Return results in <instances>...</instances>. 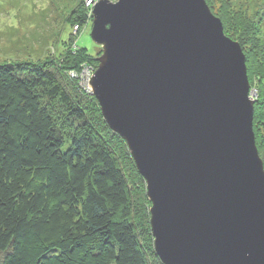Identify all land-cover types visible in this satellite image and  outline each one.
Instances as JSON below:
<instances>
[{
	"label": "water",
	"instance_id": "1",
	"mask_svg": "<svg viewBox=\"0 0 264 264\" xmlns=\"http://www.w3.org/2000/svg\"><path fill=\"white\" fill-rule=\"evenodd\" d=\"M90 88L146 182L162 264H264V162L240 43L206 0L95 2Z\"/></svg>",
	"mask_w": 264,
	"mask_h": 264
},
{
	"label": "trees",
	"instance_id": "2",
	"mask_svg": "<svg viewBox=\"0 0 264 264\" xmlns=\"http://www.w3.org/2000/svg\"><path fill=\"white\" fill-rule=\"evenodd\" d=\"M225 26L244 43L264 162V58ZM71 35L58 59L0 64V264H162L146 182L87 82L68 74L98 65Z\"/></svg>",
	"mask_w": 264,
	"mask_h": 264
},
{
	"label": "rangeland",
	"instance_id": "3",
	"mask_svg": "<svg viewBox=\"0 0 264 264\" xmlns=\"http://www.w3.org/2000/svg\"><path fill=\"white\" fill-rule=\"evenodd\" d=\"M98 1L0 0V64L24 61L45 63L51 57L58 59L63 47L64 52L69 50L66 42L71 34L79 47L85 48L90 56L97 59L102 49L92 40L91 30L93 7ZM110 1L115 3L117 0ZM209 4L213 14L226 23L229 31L247 37L245 48L255 57L256 63L263 60L264 0H210ZM83 12L87 13V21L79 24L76 20ZM72 49L75 50L74 42ZM93 68L82 69L78 78L75 70H69L68 74L79 83L87 82L89 85ZM252 92L257 100V91Z\"/></svg>",
	"mask_w": 264,
	"mask_h": 264
},
{
	"label": "built area",
	"instance_id": "4",
	"mask_svg": "<svg viewBox=\"0 0 264 264\" xmlns=\"http://www.w3.org/2000/svg\"><path fill=\"white\" fill-rule=\"evenodd\" d=\"M94 72H95V71H93V72L89 75V81H91V78H92ZM89 86H90V84H89ZM89 88H90V87H89Z\"/></svg>",
	"mask_w": 264,
	"mask_h": 264
},
{
	"label": "bare ground",
	"instance_id": "5",
	"mask_svg": "<svg viewBox=\"0 0 264 264\" xmlns=\"http://www.w3.org/2000/svg\"><path fill=\"white\" fill-rule=\"evenodd\" d=\"M91 89V88H90ZM86 90V89H85ZM92 93V92H91ZM86 94V93H85ZM94 97V96H93ZM129 149V148H128Z\"/></svg>",
	"mask_w": 264,
	"mask_h": 264
}]
</instances>
